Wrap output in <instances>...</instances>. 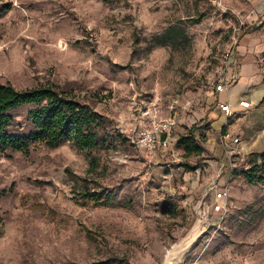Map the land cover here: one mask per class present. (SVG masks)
I'll list each match as a JSON object with an SVG mask.
<instances>
[{"label":"rangeland","instance_id":"1","mask_svg":"<svg viewBox=\"0 0 264 264\" xmlns=\"http://www.w3.org/2000/svg\"><path fill=\"white\" fill-rule=\"evenodd\" d=\"M0 9V81L55 84L105 118L95 163L71 141L0 148V264H264V182L243 174L259 160L264 176L261 153L224 171L225 216L212 214L209 190L226 162L223 135L264 141V99L247 124L224 113L218 128L209 117L227 50L246 37L264 69V0H0ZM31 109L14 112L25 131ZM170 116L167 150L133 142ZM184 134L200 155L178 145ZM98 186L110 204L82 200Z\"/></svg>","mask_w":264,"mask_h":264},{"label":"trees","instance_id":"2","mask_svg":"<svg viewBox=\"0 0 264 264\" xmlns=\"http://www.w3.org/2000/svg\"><path fill=\"white\" fill-rule=\"evenodd\" d=\"M2 13L3 9H0ZM31 106L27 120L29 130L18 126L15 111ZM105 118L91 104L81 100L73 91L55 84H46L24 90L0 81V148L13 152H27L33 144L42 143L57 148L63 142H74L87 152L93 163L98 157L94 152L101 147ZM178 145L187 156L200 155L203 146L194 134L179 137ZM264 165V152L259 155ZM245 159V158H244ZM248 166V169L245 167ZM243 174L250 184L264 182L259 160H249ZM238 170L234 172L236 174ZM99 190L86 189L81 198L95 204L107 205L114 199L102 186ZM97 264H132L122 258H110Z\"/></svg>","mask_w":264,"mask_h":264},{"label":"built area","instance_id":"3","mask_svg":"<svg viewBox=\"0 0 264 264\" xmlns=\"http://www.w3.org/2000/svg\"><path fill=\"white\" fill-rule=\"evenodd\" d=\"M238 46L239 43H236L232 48L227 50L222 59V67L214 83L215 91L218 93L228 91L239 81V72L237 70L240 65ZM240 106L245 109H250L252 104L249 101H242ZM219 107L228 117L234 115L231 104L222 103ZM177 124L176 116H170L164 119L155 118L149 125L139 128L133 142L151 154L161 150H167L171 146V133ZM221 142L225 148L224 159H226V162H222L217 180L211 183L209 190L213 194L214 199V202L211 204V212L225 216L229 209L230 190L225 183H220V179L224 171L229 170L234 174L237 170L236 159L239 156L236 153L235 147L240 144V139L234 138L231 134H225L221 137ZM245 168L248 169V166Z\"/></svg>","mask_w":264,"mask_h":264},{"label":"crops","instance_id":"4","mask_svg":"<svg viewBox=\"0 0 264 264\" xmlns=\"http://www.w3.org/2000/svg\"><path fill=\"white\" fill-rule=\"evenodd\" d=\"M254 51H256V47L251 45L249 39L245 37L238 46L240 65L237 70L239 72V81L226 92L218 93L214 90L215 96L213 97V103L216 104L217 107L209 116L212 119V126L216 125V127L221 128L227 123L226 115L221 112L219 107L222 103L231 104L235 115H245V117L241 118L242 125L248 123L249 118H246L247 115L250 117L259 110L257 106L264 99V85L262 84L264 82V74H260V71H264V69H261V65L259 61H257L258 59L253 54ZM255 62H257V64ZM242 101H249L252 107L250 109L243 108L240 106ZM253 106H256L254 110H252ZM248 111L249 113H247ZM245 112L247 114H245ZM240 125L241 124L238 125V128L236 125L237 131L241 129ZM258 141L248 144H238L235 147L237 155L245 158L242 154L255 152L263 153L264 141Z\"/></svg>","mask_w":264,"mask_h":264},{"label":"bare ground","instance_id":"5","mask_svg":"<svg viewBox=\"0 0 264 264\" xmlns=\"http://www.w3.org/2000/svg\"><path fill=\"white\" fill-rule=\"evenodd\" d=\"M166 264H170V262L168 261Z\"/></svg>","mask_w":264,"mask_h":264}]
</instances>
